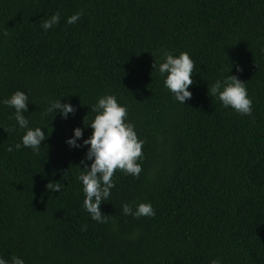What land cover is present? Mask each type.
<instances>
[{
    "label": "trees",
    "instance_id": "obj_1",
    "mask_svg": "<svg viewBox=\"0 0 264 264\" xmlns=\"http://www.w3.org/2000/svg\"><path fill=\"white\" fill-rule=\"evenodd\" d=\"M60 22L44 31L55 12ZM82 12L75 24L66 17ZM164 51L194 61L181 105L153 70ZM239 69V70H238ZM245 82L252 113L208 95L216 78ZM48 133L38 152L0 104V256L25 264H264V0H0V100ZM114 94L143 141L138 177L117 169L105 223L76 180L99 96ZM70 102L67 119L49 101ZM81 127V147L66 139ZM9 147L13 150L9 151ZM90 165V162H88ZM60 182V192L46 188ZM150 203L152 217L122 205Z\"/></svg>",
    "mask_w": 264,
    "mask_h": 264
},
{
    "label": "clouds",
    "instance_id": "obj_2",
    "mask_svg": "<svg viewBox=\"0 0 264 264\" xmlns=\"http://www.w3.org/2000/svg\"><path fill=\"white\" fill-rule=\"evenodd\" d=\"M81 15L82 12H75L66 17V23L75 24ZM60 19L61 15L57 11L44 19L41 27L47 31L57 25ZM194 66V61L188 52L181 51L178 55H173L164 51L159 60H154L152 67L163 78V86L172 94L175 101L185 105V101L191 97L188 89L193 84ZM207 88L208 95L216 97L224 108H231L240 115H251L252 100L248 96L245 82L235 75L228 74L226 77L216 78L211 85H207ZM29 103L28 95L19 89L0 100V104L14 109L13 118L18 128L23 130L20 142L15 145V149L19 150L23 147L38 152L41 142L47 139L48 133L42 131L43 127L29 126V120L24 116V113L28 111ZM91 111L94 117L87 126L92 131L82 141L83 145L88 147L85 157L81 160L83 168L76 167L79 169L76 180L82 186L84 210L93 221L105 223V214L100 211V205L109 200L111 190L115 187L114 172L119 169L125 175L139 176L142 165L138 161L143 160V141L138 138L135 126L127 119L126 106L118 103L114 94L106 93L99 96L96 103L92 105ZM52 112L67 119L69 114L75 112V107L70 102L61 103V99L52 100L49 101L46 114ZM82 136L83 129L76 127L73 129V135L65 142L69 147L79 148L81 144L78 141ZM8 150L13 149L9 147ZM63 186L60 182H49L46 188L60 192ZM121 207L124 215H131L137 219L155 215L150 203L140 202L134 207L124 203ZM0 264H25V261L20 256H12L10 259L0 256ZM211 264H222V261L217 257L211 260Z\"/></svg>",
    "mask_w": 264,
    "mask_h": 264
}]
</instances>
